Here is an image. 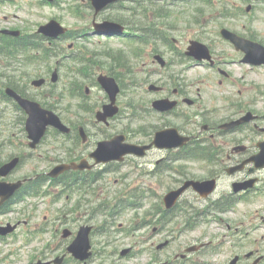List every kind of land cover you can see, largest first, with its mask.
I'll return each instance as SVG.
<instances>
[{
    "label": "rangeland",
    "instance_id": "obj_1",
    "mask_svg": "<svg viewBox=\"0 0 264 264\" xmlns=\"http://www.w3.org/2000/svg\"><path fill=\"white\" fill-rule=\"evenodd\" d=\"M39 1L16 0L12 3L1 4L0 29L34 31L41 24H45L53 18L72 30L91 25L93 12L85 6L83 0H60V6L43 4ZM214 1L216 2V10L211 12V10H206L205 8L204 15L200 18L204 26H198L192 22L194 15L191 14L187 6H176L178 18H176L174 23L179 28L175 32V36L184 44L193 34L202 32V40L211 47L214 58L228 61L219 65V67L230 73L229 76H225L216 72L217 69L203 66L189 67V62L183 65L178 63L179 65L174 66L170 70L169 74L172 73L176 77L178 75L181 76L186 89L191 92L189 96L196 100L197 106L187 110L191 118L186 121L178 119L170 123L181 127L186 133L197 131L194 121L198 120V118H196L195 113L200 111L202 117L208 122L212 121L213 125L226 121V118L233 115V113H238L233 117L236 118L240 113L244 114L249 107L255 109L259 114H264V69L252 71L249 66L239 63L236 59H240L242 55L234 49L232 44L222 39L219 33L222 27H227L242 35L255 36L264 43V6L254 7L252 12L245 13L247 6L253 4V2L244 3L238 0ZM70 5H74V8L80 10L81 18L73 15ZM225 6L232 7L236 12V18H230L228 15L221 13ZM114 11L107 13H113ZM183 16L188 17L190 23H192L184 21ZM101 18L102 16L98 19ZM105 40L106 38L95 37L84 41L83 39H74L63 42L60 48L62 50L66 48L65 53L70 54L73 52L72 57L78 53L74 59L76 61H72V57L67 58L65 61L61 56H58L53 59V62H50V66L47 63L41 64L43 66L40 69L42 72L38 75L36 65L28 67L24 65L23 69L31 75V79L47 77L49 81L52 70L55 66L59 67V81L56 85H52L50 82L41 89L31 87V95L36 98H42L48 104L54 105L56 107L54 110L61 114L64 121L71 122L80 119L77 124H82L83 122L81 121L88 119L90 116L80 104L83 100L81 101L78 97L75 99L71 98L68 95V89L70 82L75 78L82 80L80 75H84L82 71L88 67L87 59L83 58L80 60L82 54L90 57L92 51L103 52L108 48L102 44V41ZM117 42L114 40L108 41L109 47L118 48L119 43ZM183 46L185 47L186 44ZM148 48L146 47L144 55L139 56L137 59L131 58V55L125 57V63L128 59H130L127 63L128 65L134 63V77L141 82L146 81V83L143 84L142 88L139 86L138 89H133L136 95L131 91L129 94L120 93L118 105L123 110V117L114 120L110 129L113 134L118 132L130 134L136 143H144L147 139L141 132H136L135 129L139 128L141 124H145L144 129H149L152 125V120L131 121L127 117L130 115L127 102L129 98H134L138 102L145 101L150 103L153 99L161 97L160 93L152 92L148 90V87L151 83L161 85V78L166 74V72L154 74L148 70L149 68H157L153 64L148 66V57L150 55H145ZM163 51L167 59L173 58L171 52L165 49ZM101 64L105 63L101 62ZM114 68L123 71L119 64H115ZM94 70L92 68V71H90L91 75L84 77L86 80L81 83L83 87L91 89L86 102L92 108L97 109L104 101L105 92L100 86L93 87V78L97 76L96 73L94 75ZM103 71L106 72V70ZM123 79L125 83L129 81L127 74ZM11 110V105L0 103V140L2 139V131L5 132L6 130V125L11 129V132L18 131V128H12L13 114ZM153 123L156 126L161 125L158 121H153ZM199 128L198 131L201 130L200 125ZM96 130L95 127L90 128L89 134ZM224 138L219 142L222 141L224 146H226L227 142L223 141ZM54 139L55 136L49 134L47 141L50 143L48 145L44 144L36 152H31L29 149L24 150L23 153L26 154L27 162L21 166L17 175H31L38 171L40 173L47 172L57 163L56 160H52L53 158H70L71 156L64 149L58 147L60 144L53 142ZM240 139L247 142L253 140L254 144L259 139V135L247 133L240 136ZM13 142L17 145L16 147L0 148V160L8 159L16 152V148L22 145L19 136L13 137ZM71 145V142H66L64 144L66 146L65 149L67 150ZM81 147L82 144L78 146V149H75L78 151ZM67 151L68 153L75 152L74 146L72 150L68 149ZM160 156L161 152L153 151L141 161L136 160L134 157L128 158L126 160L127 163L122 165L120 171L108 175L103 182L91 189V193H83L81 195V193L77 192L71 195L72 193L65 192L59 199H56L53 194L45 197H27L22 203L14 206L15 208L12 212L3 214L6 216L0 215V224L4 226L7 223L13 224L18 221L27 223L23 224L21 229L19 227L11 238L0 242V264H28L39 258L41 260H47L45 258L55 259L57 256L62 255L65 252L64 248L70 244L72 239L71 237L64 238L62 236L65 228L76 232L81 224L89 223L93 226L103 224L101 223L103 218H95L93 221H88L84 215L86 211L84 214L82 213L84 208H80L88 201L93 202V200L95 201L98 197L104 195L106 197H115L117 194L128 190L129 187L143 183V186L152 185L158 195L162 197L169 187L174 185L175 181L172 179H178L179 176L176 172H171L158 178L149 173V170L154 167V161ZM184 165L188 173L191 176H195V178L205 177L217 167L209 166L204 162H189ZM230 182L231 180L227 178L221 179L219 191L227 190ZM58 191L57 189L56 192ZM76 206L80 210H75ZM145 212V209L129 210L119 215L115 220L126 226L134 222L139 225V220L146 217ZM216 217L218 218H213L211 222L204 223L194 231H189L182 235L179 234L183 231L184 221L182 219L169 223L164 228L155 224L150 226L148 224L139 225L140 227L134 228L132 234L117 235L112 233L109 235L102 232L95 234L91 237V241L93 250L98 253L94 256L95 259H92V263L89 264H171L166 260H169V258L175 260L177 256L180 259L179 255L185 252L183 250L191 246H196L197 248L194 252L187 254L186 257L188 259L181 264H230L236 255L240 256L237 264H252L255 258L259 256L264 258V187L258 194L253 196L252 202L241 203L233 211ZM157 227L160 228L162 233L157 234ZM127 231L130 232V230ZM166 241H168V247H164L165 250L161 251L162 249L158 248V246ZM216 242L218 244H215ZM128 247H132L136 251L131 258H128V255L122 256L120 254L122 250ZM181 247H183V250L179 251ZM209 249L212 251L208 252ZM249 251L256 252V256L251 260L244 257L245 253ZM68 264L81 263L70 260Z\"/></svg>",
    "mask_w": 264,
    "mask_h": 264
},
{
    "label": "water",
    "instance_id": "obj_2",
    "mask_svg": "<svg viewBox=\"0 0 264 264\" xmlns=\"http://www.w3.org/2000/svg\"><path fill=\"white\" fill-rule=\"evenodd\" d=\"M97 11L103 9L105 6L108 5V3L112 2L113 0H92ZM43 33L52 36L57 37L60 34L64 32V29L62 26L56 22L52 21L51 23L44 25L40 29ZM222 34L224 37L231 39L233 42L236 43L237 46L244 48L247 51V59L252 61L254 63H260L264 59H258L259 57L255 55V52L262 51L264 52V47L261 46L259 43L252 42L250 40H246L244 38L239 37L235 33L231 32L228 29H222ZM18 34V33H15ZM192 52L198 57L203 58V56H208V48L200 43V42H194L193 46L191 47ZM163 63V61H162ZM56 72L54 73L53 80H56ZM100 82L102 83L103 87L109 92L112 104H109L104 107V112L99 113V118L106 120L108 116H112L117 112V108L113 105L116 100V95L119 91V87L116 84L115 80L111 77L107 76H100L99 78ZM44 79H40L35 81L34 83L36 85L42 84ZM12 94H14L20 101V103L27 109V111L30 113V117L27 121V129L29 131V135L31 138L34 139V142L31 143L32 146H34L39 140L40 137L44 134L47 125L53 124L59 128H63L64 126L61 124L58 116H56L53 112L48 111L46 109H43L40 104L37 102H32L26 99L21 98L18 96L15 92L10 90ZM169 106H173V104L169 103L168 100H159L155 102V106L157 108H168ZM245 120V119H244ZM237 123V122H236ZM234 123V124H236ZM232 126V124L230 125ZM124 138V137H123ZM122 137H116L112 141H108L106 143L100 144V147L97 151L99 153V158H104V160L111 159V158H120L125 153L128 152H136L139 154L143 153L144 148H138L136 145H130V144H121ZM186 140H188V137H184L179 134L178 130L176 128H168L165 130H162L156 134L155 143L159 147H176L179 145H182ZM263 151L260 155L255 157L257 160L258 165H264V146H262ZM17 163V160H14L10 164H6L2 169V174H7ZM69 166L62 165L58 168H56L52 175L58 174L59 171L67 168ZM194 185L199 186H206L207 188L212 189L214 187L213 182H189ZM19 186V184H7V183H1L0 184V196H2L4 199L11 195L14 191V189ZM179 193V191H176L174 193H171L167 196V199H169L172 196H176ZM177 197V196H176ZM88 227H82L79 237L75 241V243L72 245L71 249L77 253L78 256L81 258H86L89 256L90 253H88V249L90 248L89 238H88Z\"/></svg>",
    "mask_w": 264,
    "mask_h": 264
},
{
    "label": "flooded vegetation",
    "instance_id": "obj_3",
    "mask_svg": "<svg viewBox=\"0 0 264 264\" xmlns=\"http://www.w3.org/2000/svg\"><path fill=\"white\" fill-rule=\"evenodd\" d=\"M168 83H169V81H167V82L166 81H162V84L160 86L161 89H162L161 93L163 94L164 97L174 98V99H176L178 101H176V104H175L174 108L166 109L164 112L160 111L157 114V115H159V117L161 119H163L165 121L164 122L165 125H163L162 127H170V126H172L170 123H173L174 120L181 119L182 116L187 114V111L184 109V107H186V104L188 105L187 102H188V99H190L189 95H191V93L186 89L185 85L182 83L181 80H180L179 85H177V86H175L173 88H170L167 85ZM193 104H195V100H194ZM248 110L253 112V114L255 115V118L250 123L247 124L246 128H248L253 133L258 132V130L262 131L261 128H264V114H259L252 107H249ZM235 114H237V113H233V115L228 116L226 118V121L227 120H231L234 117ZM170 118L173 119L172 122H168V120ZM218 127H219V125L215 126L213 124H210V130H212V132H214L216 129H218ZM95 128L97 130L95 132H93V131L90 132L89 139L86 140L85 144H83L82 147L79 148L78 151L74 148L75 152H73V153H74V158L75 159H81V158H84V157L89 158L90 153H92V151L97 147V145L101 141L108 140L112 136V135L108 136L107 132H104L103 130L97 128V126ZM239 130H242V128L239 129ZM234 132H236V131H233L232 133H234ZM200 134L203 135V132H200L199 135ZM230 134H231V132L227 133L228 136ZM211 136H213V135H211ZM74 138L76 139V135H74ZM198 139H199V137H198ZM261 139L264 140V134L259 135V139L254 144H253V140H250L248 142V144L246 145V149L244 151L237 152V151H233L232 149L230 150V147L232 145L228 143V139L227 138H224L223 141L227 142L226 146L223 147L224 154L228 158V161H227L228 163L226 162V164H229L228 166L238 164V163L242 162L244 159H246V158L250 157L251 155H253L254 153H256L258 151L257 143ZM128 140L133 142V139L130 136L128 137ZM231 141H235V139H233ZM76 148L78 149V146ZM153 151L161 152L160 158L155 160L154 163H153V166H154L155 170L157 172H160V173L164 172V173L167 174V170H169L171 168L175 169V167L172 165L173 163H176L179 160H181L180 162H183L184 161L183 158L186 157V155L183 154L185 152L183 150L153 149L148 154L153 153ZM145 157L143 158V160L145 159ZM135 159H138V158L136 157ZM21 162H22V159H21ZM228 166L227 167L224 166L223 172L227 170ZM99 167L100 166L98 165V166L94 167V169L99 170ZM177 171H178V169H177ZM214 171L216 173L214 175H212V176L207 177V178H211V177H217L218 179L222 178V173L220 174L218 170H214ZM248 173H249L248 169H246V170H244L241 173L244 176L236 175L235 178L243 179L244 177H248L247 176ZM188 177H189L188 174H186V177L183 178V182ZM15 179H18V177L13 178V174L9 176V180H15ZM172 180H174L175 183L181 182V181H178V179H175V178H173ZM183 182L177 184L176 187H178ZM176 187H172V188H176ZM189 194H193L194 199H191L189 197L190 196ZM183 196H184V199L187 200L192 205H195L197 202H199L201 200L200 196L198 194H196V192H194L192 189L187 190L184 193ZM192 212L197 213L198 211L195 210V211H192Z\"/></svg>",
    "mask_w": 264,
    "mask_h": 264
},
{
    "label": "trees",
    "instance_id": "obj_4",
    "mask_svg": "<svg viewBox=\"0 0 264 264\" xmlns=\"http://www.w3.org/2000/svg\"><path fill=\"white\" fill-rule=\"evenodd\" d=\"M37 49H38L37 45L32 46L26 43H21L20 41H17V40H13V39L10 40L6 38L2 42H0V58H8V59L11 58L12 60H17L19 59V57H22L25 60L37 59L38 56L35 53H32L33 50H37ZM40 49L42 53L45 55L40 58L42 61L49 60L50 57H52L58 52V51L52 50L51 47H48L45 45L40 46ZM109 70L110 72H114V68L112 66L110 67ZM138 194L139 193H136L135 195H138Z\"/></svg>",
    "mask_w": 264,
    "mask_h": 264
}]
</instances>
